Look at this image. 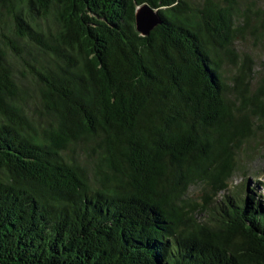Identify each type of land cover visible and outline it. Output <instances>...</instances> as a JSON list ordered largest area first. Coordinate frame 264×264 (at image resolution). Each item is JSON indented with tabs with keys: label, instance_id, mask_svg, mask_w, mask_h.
<instances>
[{
	"label": "trees",
	"instance_id": "trees-1",
	"mask_svg": "<svg viewBox=\"0 0 264 264\" xmlns=\"http://www.w3.org/2000/svg\"><path fill=\"white\" fill-rule=\"evenodd\" d=\"M263 31L264 0H0V264H264V182L230 186Z\"/></svg>",
	"mask_w": 264,
	"mask_h": 264
},
{
	"label": "rangeland",
	"instance_id": "rangeland-1",
	"mask_svg": "<svg viewBox=\"0 0 264 264\" xmlns=\"http://www.w3.org/2000/svg\"><path fill=\"white\" fill-rule=\"evenodd\" d=\"M241 51L250 57L249 75L257 86L258 82L264 78V31L257 37L248 35L241 44ZM258 122L255 133L243 141L238 151V169L231 179L230 186L240 185L245 180L253 181L254 173H258L257 178L254 179L264 182V115ZM191 194L193 198L198 196V189L194 188Z\"/></svg>",
	"mask_w": 264,
	"mask_h": 264
},
{
	"label": "water",
	"instance_id": "water-1",
	"mask_svg": "<svg viewBox=\"0 0 264 264\" xmlns=\"http://www.w3.org/2000/svg\"><path fill=\"white\" fill-rule=\"evenodd\" d=\"M160 22V15L157 9L151 8L146 4L137 7L135 12V26L141 35H148Z\"/></svg>",
	"mask_w": 264,
	"mask_h": 264
}]
</instances>
